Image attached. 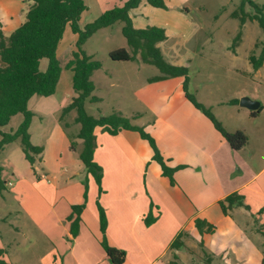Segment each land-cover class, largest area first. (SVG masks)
I'll list each match as a JSON object with an SVG mask.
<instances>
[{"label": "rangeland", "instance_id": "rangeland-1", "mask_svg": "<svg viewBox=\"0 0 264 264\" xmlns=\"http://www.w3.org/2000/svg\"><path fill=\"white\" fill-rule=\"evenodd\" d=\"M84 1L87 10L83 12L78 23L81 29L96 20L104 11L122 5L125 0ZM164 1L165 9L154 8L142 1L138 8L129 12L133 26L163 28L166 39L157 43V47L167 63L187 68L188 92L209 109L219 122L222 120L224 126L230 130H244L243 133L249 137L248 143L242 150L233 152L231 164L226 171L245 182L264 166V137L257 136V130L264 127V61L259 72H256L249 61L251 53L255 57L260 54L263 32L256 21L247 19L241 28L240 41L234 45V39L240 30L241 0ZM251 1L264 6V0ZM234 12L237 13L236 18L233 17ZM243 12L250 16L255 13L247 3L243 6ZM122 26V22H116L102 28L82 46L85 54L101 64L91 76L94 84L92 96L100 101L90 103L87 100L86 112L94 117L113 113L129 117L131 113L141 112L143 117L139 122L149 124L150 129L157 127L164 131L167 128L174 140L178 139V148L175 147L177 152L179 153V146L185 143L193 152L192 159L196 160L200 149L198 133L202 131L201 121L204 120L200 117L203 113L185 100L182 77L150 84L146 82L148 77L161 74L155 66L142 62L139 56L134 61H113L109 57V53L118 48L130 51L121 33ZM76 40L77 35L67 25L57 48L61 74L55 93L49 97L35 95L28 102V110L33 115L28 129L30 142L42 147V152L43 147L45 148V153L41 152L42 162L44 160L49 168L57 170L56 175L63 174L60 178L62 186H65L68 178L77 181V173L86 175L82 163L79 171L70 160L73 153L72 157L80 163L77 153L65 146L68 143L65 136L75 137L78 132L79 126L75 125L74 118L71 117L75 112L59 120L62 108L74 95L72 72L65 69V65L76 51ZM46 65L47 60H41V70H45ZM242 97L260 103L263 110L259 118L253 120L249 116L250 111L239 105ZM232 100L238 101L234 108L228 106ZM189 108L192 112L187 110ZM197 118H200V122ZM22 120V114L13 116L7 125L0 127V132L12 133ZM129 121L132 122L130 119ZM65 124L68 126L64 127ZM60 133H65V136L60 140L63 152L59 159V150L52 149V142L55 141L59 146L56 136ZM74 140L80 148V140ZM145 145L150 149L147 141ZM253 153L256 154L255 159ZM32 156L33 165L25 159L20 139L6 144L0 151L1 180L4 183L0 188V245L6 251V259L14 264H41L36 255L41 256L43 247L36 246L40 252L32 256V247L35 246H31L25 235H22L25 232L28 234L30 227L26 208L29 203L34 204L31 197L37 183L46 182L42 177L55 182L53 173H46L42 169L41 156ZM239 165L243 169L242 173L237 170ZM192 172L198 173V167ZM209 173L212 184V171ZM82 184L85 194L89 191V184L86 180ZM95 184L97 185L96 182ZM256 188L264 193L263 186ZM97 190L99 191L98 185ZM252 202L253 205H261L260 212L251 214L252 216L243 207H234L228 211L235 227L245 233L244 241L238 235H230L235 228L229 224L228 219L217 222L223 213L215 206L212 209L216 211L217 217L211 216L210 222L219 223V229L214 236L211 233L200 235L193 225V228L184 232V246L180 250H171L169 259H174L175 254L178 262L182 264H254L250 258L253 251H257L260 256L264 252V236L261 233L264 232V197L255 196ZM17 229H21V232L18 233Z\"/></svg>", "mask_w": 264, "mask_h": 264}, {"label": "crops", "instance_id": "crops-1", "mask_svg": "<svg viewBox=\"0 0 264 264\" xmlns=\"http://www.w3.org/2000/svg\"><path fill=\"white\" fill-rule=\"evenodd\" d=\"M30 4V0H0V32L3 35H10L25 21ZM262 65L256 72L261 70ZM149 78L151 77L146 79L147 83H150ZM153 83L157 82L150 84ZM228 106L234 108L237 104ZM187 110L192 112L190 108ZM251 112L250 118H259L260 112L256 116H251ZM71 117L75 118V113L71 114ZM124 117L132 120L131 124L146 129L145 131L153 137L166 165L175 168V184L171 185L169 180L161 175L159 165L152 160L151 148L149 149L145 145L146 141L134 131L122 130L116 135H110L100 127L94 129L97 147L93 159L102 169L100 194L92 177L81 173L76 174L77 181L68 178L65 186L60 185L63 174L56 175L57 170L49 168L44 160L42 162V153H45L43 147V152L39 154L42 169L46 173H53L55 182L42 177L46 182L37 183L31 197L34 204L29 203L26 208L30 227L29 233L22 235H25L31 246H35L32 247V256L39 251L36 247L38 246L43 247L41 256L36 255L41 264H110L99 243L102 233L99 228L97 203L105 212V237L108 245L125 252L123 264H169L172 242L180 233L193 228V220L197 217L216 226L212 236L219 229V223L228 219L229 224L235 228L230 235H238L244 241L245 233L235 227L228 214H222L217 221L219 223L210 222V217H217L212 208L219 207V201L234 192L244 197V204L248 206L250 216L260 212L261 205H253L252 201L255 196L264 197V193L256 188L264 187V166L245 182L226 171L231 164L233 152L242 150L246 145L239 150L231 149L212 122L202 115L200 118L205 122L201 121L202 131L198 133L200 149L194 160L193 152L185 143L179 146V153L177 152L175 147L178 148V139L175 141L167 128H164V131L158 130L157 127L150 129L149 124L139 122L143 117L141 112ZM200 118H197L198 122ZM220 121L229 133L244 131L230 130L224 126L222 120ZM63 136L65 133L56 136L59 143ZM257 136L264 137L263 126L257 130ZM65 138L68 142L65 144L67 148L69 140L67 136ZM52 146L53 150H59L60 159L63 152L62 141L59 146L54 141ZM253 154L252 158L255 159L256 154ZM72 156L69 155L70 160L80 171L81 161L78 163ZM196 167L198 173L194 174L192 170ZM237 170L241 173L243 171L240 165ZM246 170L250 172L247 168ZM209 171L213 174L212 184ZM85 180L89 184L86 200L82 184ZM83 202L85 206L80 213L79 232L73 237L67 218L71 214V207ZM148 216L154 221L146 225L145 219ZM16 231L20 233L21 229ZM0 247L3 248L1 245ZM262 257L257 251H253L250 258L256 264ZM4 260L14 264L6 259V254Z\"/></svg>", "mask_w": 264, "mask_h": 264}, {"label": "trees", "instance_id": "trees-1", "mask_svg": "<svg viewBox=\"0 0 264 264\" xmlns=\"http://www.w3.org/2000/svg\"><path fill=\"white\" fill-rule=\"evenodd\" d=\"M31 4L26 13L25 21L15 29L10 35L5 36L0 32V127L7 125L11 118L17 114L23 115V120L19 127L12 133H2L0 140V151L3 147L20 139L22 151L25 159L34 164L32 154L39 155L42 147L32 145L30 142L29 126L32 120V113L28 110L29 100L37 95L49 97L55 93L57 83L60 79L61 65L57 58V48L63 38L66 26L69 25L71 32L77 35L75 42L76 51L72 53V58L66 63L65 69L72 72V88L74 95L71 101L62 108L59 120L71 111L75 112L74 123L79 125V130L75 137L69 138V149L76 152L79 160L83 164L86 175L91 176L101 190L102 169L94 161L93 154L97 147L94 129L96 127L110 135H116L122 130H129L138 133L141 139L147 141L153 151L152 160L155 161L161 170V175L166 177L171 185L175 184L173 174L175 168L166 165V161L161 157L155 141L151 135L145 132L142 127L131 124L128 118L120 113H113L109 116L94 117L85 110V102H99L100 99L92 96L94 84L91 76L94 71L101 67L100 62L93 60L91 56L85 54L82 46L94 33L102 28L109 27L116 22H122L121 33L126 39L130 49L118 48L109 53L113 61H134L139 59L147 64L155 66L160 75L151 77L148 82H159L170 78H183L182 89L184 98L188 100L196 109L200 110L213 124L215 129L221 134L231 149L239 150L247 143V136L242 131L229 133L224 129L221 123L215 118L209 109L199 103L195 96L188 92L187 68L167 63L157 43L166 39L165 30L161 27L148 26L145 28H135L129 15L131 10L139 7L142 1L148 5L165 9L164 0H125L122 5L114 6L104 11L96 20L85 25L83 29L79 27V20L84 11L87 10L84 0H30ZM249 4L255 13L249 15L243 12L244 4ZM241 17H239L240 30L234 39L236 45L242 35L241 28L248 20L256 21L264 35V6H259L251 0H241ZM237 17V13H233ZM46 59L45 70H41V60ZM249 61L253 68L258 69L264 61V38L261 42V50L258 57L253 53L249 56ZM229 104H238L237 100H232ZM262 106L257 111H252L251 116H256ZM68 125L65 124L64 127ZM73 138V140H72ZM80 140V148L74 140ZM181 168V167H179ZM0 168V188L3 187ZM87 193L84 194L86 200ZM222 213L228 214V211L234 207H243L248 210L244 204V197L237 192L231 193L218 203ZM84 202L71 207V214L67 218L70 222V233L75 237L79 232L80 213L84 209ZM99 228L102 237L99 240L106 258L110 264H123L125 252L112 248L108 245L106 231V216L104 209L97 203ZM154 219L148 216L145 219L146 225L152 223ZM193 224L200 235L204 233H213L216 226L208 223L203 218H194ZM264 236V232L261 231ZM184 233H180L172 242L171 250H180L184 246L182 240ZM6 251L0 247V264H10L4 260ZM169 264H182L178 262L177 255L174 254ZM256 264H264L263 257Z\"/></svg>", "mask_w": 264, "mask_h": 264}, {"label": "water", "instance_id": "water-1", "mask_svg": "<svg viewBox=\"0 0 264 264\" xmlns=\"http://www.w3.org/2000/svg\"><path fill=\"white\" fill-rule=\"evenodd\" d=\"M239 105L247 108L249 111H257L260 108V103L258 101L251 100L248 97H242L239 100Z\"/></svg>", "mask_w": 264, "mask_h": 264}]
</instances>
